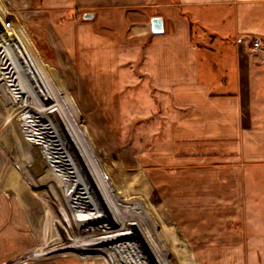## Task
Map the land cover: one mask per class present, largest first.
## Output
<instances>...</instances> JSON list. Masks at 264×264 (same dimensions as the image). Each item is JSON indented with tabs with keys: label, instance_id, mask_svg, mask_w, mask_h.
<instances>
[{
	"label": "crops",
	"instance_id": "obj_1",
	"mask_svg": "<svg viewBox=\"0 0 264 264\" xmlns=\"http://www.w3.org/2000/svg\"><path fill=\"white\" fill-rule=\"evenodd\" d=\"M26 2L25 8L35 6L41 9L40 12L51 15L54 21L60 18V24L53 28L48 43L57 51L58 72L65 81L66 94L77 101V111L87 120L94 137L110 143L101 140L104 131H100L102 127L89 114L90 106L84 94L73 89H78L75 84H78L80 76L74 45L77 37L84 49L106 48L105 43L99 42L103 38L96 34L97 30L120 31L123 32L122 48L136 44L134 56L142 58L144 73L151 79L155 94L151 111L157 112L158 120L164 122L159 130L164 140L160 142L168 144L162 150L169 151L176 159L188 160L179 164L185 165L183 175L230 176L235 193L232 199L237 201L234 206L255 209L253 215L245 216L244 221L238 219V223L244 222L252 230L259 231L257 226L264 225V49L254 51L253 40L261 39L264 45V0ZM12 30L13 35H22L20 29L13 27ZM128 35L132 36V43H129ZM28 44L30 42L26 40L25 46ZM129 57L134 58L132 54H123V62ZM102 62L107 65L108 60L104 58ZM67 65L72 66L74 72L71 73ZM54 76L59 79L55 72ZM84 80L89 83L87 78ZM86 85L87 96H98L99 104L104 101L106 106L102 109L111 116L108 128L119 129V124H115L114 107L111 106L115 104L113 98H105L93 91L89 84ZM40 90L53 111L49 98H54L55 92L43 86ZM57 122L70 139L72 136L68 134H73V129L68 128L66 122L65 131L64 126ZM82 127L87 129L89 143H95L88 128L84 124ZM127 131L128 128L123 126V136L127 135ZM216 187L217 184L210 183L204 190L212 193L217 190ZM153 190L150 201L152 241H158L165 255L175 256L176 263L183 261V264H188L186 255L190 253L199 257L197 262L202 264L201 242L198 248L195 247L197 243H192L197 250L187 252L188 239H193V234L188 236L192 227L187 218L186 204L172 208L170 204L173 202L165 200L162 194L156 195ZM0 193L5 192L0 190ZM213 196L209 199H216V195ZM6 197L11 201L8 195ZM5 207L3 204L4 220L7 214ZM240 236L231 237L235 244L239 243ZM245 238L244 234L242 240ZM246 239L252 242L246 249H237V254H264V238H261V243L256 242L254 237L247 236ZM256 245H259L258 249ZM18 253L6 255L0 260L17 258L22 254ZM142 253L148 255L146 249ZM162 253L157 251L156 255L163 256Z\"/></svg>",
	"mask_w": 264,
	"mask_h": 264
},
{
	"label": "rangeland",
	"instance_id": "obj_2",
	"mask_svg": "<svg viewBox=\"0 0 264 264\" xmlns=\"http://www.w3.org/2000/svg\"><path fill=\"white\" fill-rule=\"evenodd\" d=\"M26 3V0H0V9H2L0 10V72H5L9 78L14 79L13 86L18 94L16 100L19 99L18 101L24 106L21 114L25 117V126L33 134L37 131L42 134L44 146L48 143L46 140L49 135H55L54 131L57 130L76 152L77 156L72 161L77 162L78 167L65 171L58 170L56 174L63 178L68 175L76 180L79 188L82 189L81 192L86 194L95 190L91 189L94 184L100 188L102 195L105 196L103 207L108 210L109 217L119 218L117 212L119 213L120 210L119 216L123 218L124 229L131 239V247L140 261L139 264H149L150 261L151 264H183V261L176 263L175 256L165 255L157 240V242L152 241L151 189H154L156 195L162 194L165 200L173 202L170 204L172 208H175V205L179 207L186 204L187 218L192 227L189 229L192 232L188 236L193 234V239H188L187 252L197 250L192 243H197L195 247L198 248L201 242L204 259V262L201 259L202 264H264V254L236 253L237 249H246L252 242L246 239L247 236L254 237L256 242L261 243V238H264V225H258L257 232L244 222L238 223V219L244 221L245 216L253 215L255 209L234 206L237 201L232 199L235 193L232 190L230 176L183 175L185 165L179 164H184L188 160L176 159L173 154H169V151L162 150L168 145L165 141L160 142L163 133L160 134L159 130L161 123L164 122L158 120L157 112L151 111L152 98L155 97L153 85L149 75L144 73L142 58L134 56L136 44L122 48L123 32L98 29L96 34L103 38L99 42L105 43L106 48L88 50L82 48L76 37L74 50H76L80 76L77 79L78 84H75L78 89H73L84 94L90 106L89 114L95 118L97 125L102 127L100 131H104L101 140H108L110 143L101 142L94 137L85 117L77 111V101L66 94L67 89L63 84L65 81H62L58 72L57 51L48 43L50 40L48 37L53 28H56V24H60V18L54 21L51 15L40 12V8L35 6L25 8ZM13 27L20 29L22 35H13ZM114 27L119 28V25ZM127 38L130 40L129 43H132V36L128 35ZM26 40L30 44L25 46ZM61 46L65 53L64 46ZM123 54H132L134 58L129 57L123 62ZM104 58L108 60L107 65L102 62ZM46 64H49L53 70L47 68ZM71 67L67 65L72 73L74 70ZM54 72L59 79L55 78ZM83 76L89 80V83L85 82ZM85 83L99 95L113 98L115 104L111 106L114 107L113 114L117 118L115 124H119V129L108 128L111 116L102 109L106 106L103 104L104 101L99 104L98 96H87ZM41 86L55 92V97L49 98L53 111L49 109L45 97L39 93L42 91ZM11 115L12 111L3 108L0 104V183L13 162L16 163L15 156L12 160L6 159L5 154L2 155L4 149L1 148L2 146L4 148L3 142L8 139L5 121L7 122ZM57 121L64 126L65 131H67L66 122L68 128L73 129V134H68L72 136L70 139ZM83 124L88 128L95 143H89L90 138L87 129L82 127ZM123 126L128 128L126 136H123ZM15 133H9V137L13 138ZM56 135L59 136L57 133ZM210 183L217 184V190L212 193L204 190V187ZM4 194L0 193V258L15 252H20L17 255L25 254L36 245L33 238L28 236L26 238L28 233H25L28 229L26 222L32 218L29 205L27 207L26 193H22L25 202L15 201L12 197V203ZM213 194L216 195V199H209L211 195L214 197ZM3 204L7 209L5 220ZM96 204L95 208L98 210L100 205L98 202ZM198 212L201 213V217ZM110 220L112 222V219ZM7 222L9 225H6ZM21 222L24 225H21ZM240 234L237 241L239 243L235 244V240L231 237ZM244 234L246 238L242 240ZM181 242L183 244L182 240ZM24 246H26L24 250L20 251ZM144 249L148 255L142 253ZM157 251H162L164 255H156ZM53 256L55 255L46 257L52 259ZM15 257L1 259L0 264H14L12 261ZM46 257L41 258V264H57L56 261L43 262L48 260ZM186 258L188 264H198L199 257L189 253ZM64 264H77V262L70 260Z\"/></svg>",
	"mask_w": 264,
	"mask_h": 264
},
{
	"label": "bare ground",
	"instance_id": "obj_3",
	"mask_svg": "<svg viewBox=\"0 0 264 264\" xmlns=\"http://www.w3.org/2000/svg\"><path fill=\"white\" fill-rule=\"evenodd\" d=\"M13 80L5 72H0V104L12 111L8 121L4 120L8 139L3 142L4 148L1 147L4 149L2 155L9 160L13 156L16 159L1 180L0 189L15 201L25 202L23 198L26 197L33 218L29 220L28 217V224L26 222V238H33L36 245L12 262L37 264L42 262L41 258L55 255L53 260L46 257L48 260L43 262L64 264L72 260L77 264H139L124 229L123 218L119 216L120 210L117 212L119 218L109 217L108 210L103 207L105 196L100 188L93 183L91 189L95 190L86 194L81 192L76 180L56 174L58 170L77 168V162L72 161L77 154L57 130L55 135H49L44 146L42 134L38 131L33 134L25 126V117L21 114L24 106L19 99L16 100L18 94ZM13 132H16L13 138L9 137ZM22 193H26L25 197ZM97 202L100 205L98 210L95 208Z\"/></svg>",
	"mask_w": 264,
	"mask_h": 264
},
{
	"label": "built area",
	"instance_id": "obj_4",
	"mask_svg": "<svg viewBox=\"0 0 264 264\" xmlns=\"http://www.w3.org/2000/svg\"><path fill=\"white\" fill-rule=\"evenodd\" d=\"M261 39L255 38L253 40V49L254 51H262L264 49L263 42Z\"/></svg>",
	"mask_w": 264,
	"mask_h": 264
},
{
	"label": "water",
	"instance_id": "obj_5",
	"mask_svg": "<svg viewBox=\"0 0 264 264\" xmlns=\"http://www.w3.org/2000/svg\"><path fill=\"white\" fill-rule=\"evenodd\" d=\"M159 24V22H157Z\"/></svg>",
	"mask_w": 264,
	"mask_h": 264
}]
</instances>
